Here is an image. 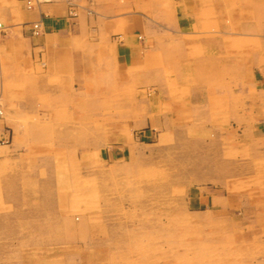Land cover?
<instances>
[{"label":"rangeland","instance_id":"rangeland-1","mask_svg":"<svg viewBox=\"0 0 264 264\" xmlns=\"http://www.w3.org/2000/svg\"><path fill=\"white\" fill-rule=\"evenodd\" d=\"M196 1L198 33L223 31L230 57L252 54V38L264 33V0ZM170 2L157 3L166 18ZM1 35H7L2 24ZM152 36L149 45L156 49ZM214 45L222 49L219 42ZM173 49L165 45L164 62L155 55L151 66L178 67ZM195 50L205 57V46ZM38 52L19 63L13 55L0 61L5 109L0 123L25 131L29 156L19 187L0 193V264H264V142L252 135L262 134L263 123L245 122L239 129L245 136L243 158L236 149L228 151L236 146L229 139L224 166L213 168L205 149L215 137L182 144L173 119L155 118L153 88H124L114 76L94 79L91 73L77 87V73L49 72L48 60ZM141 93L150 95L149 102ZM172 108L170 99L159 110L163 115ZM201 126L198 121V132ZM233 129L229 121L228 130ZM238 157L243 172L239 167V181L229 193L240 198V211L235 201L214 206L212 213L195 204L198 188L221 189L212 180L228 178L229 161ZM206 169H217L207 183ZM225 206L233 210L214 212Z\"/></svg>","mask_w":264,"mask_h":264},{"label":"crops","instance_id":"crops-1","mask_svg":"<svg viewBox=\"0 0 264 264\" xmlns=\"http://www.w3.org/2000/svg\"><path fill=\"white\" fill-rule=\"evenodd\" d=\"M73 1L77 5L76 16L71 14L66 0L42 4L34 10L27 9L21 0H0V24L7 33L0 36V61L13 55L19 63L22 57H32L39 51L48 60L49 72L73 70L77 73V87H82L85 76H90L86 73H91L94 79L114 76L119 83H124V88L135 86L140 91L153 88L158 106L155 118L173 119V133L182 144L193 140L201 143L206 135L215 137L211 147L205 149V154L210 153L212 157L211 167L224 166L222 152L227 150L224 142L228 143L229 139L236 146L228 147V151L233 153L236 149V155L240 152L243 158L239 148H243L240 143L245 136L239 129L247 121H260L264 125V33L261 30L252 38V50L247 47L252 54L234 58L228 53V34L197 32L200 9L196 0H171L167 18L160 11L158 0ZM149 8H153V13ZM36 22L42 24L39 37L32 34V25ZM153 34H156V49L149 45ZM214 42L222 45L220 51ZM170 44L177 51H174V63L178 67H152L150 60L155 55L158 61L164 62L165 45ZM197 45L206 47L203 59L195 53ZM26 63L27 67H35L33 60ZM168 69L172 71L169 79ZM149 96L140 94L146 102ZM170 99L172 111L161 115V103ZM176 120L180 121L178 126ZM198 121L203 125L199 132ZM229 121L233 130H228ZM19 127L6 121L0 123V140L8 141L0 143V193L19 187L23 162L29 158L25 131ZM30 135L33 134L30 132ZM252 135L258 142H264V129L261 135L255 130ZM193 136L198 138L191 139ZM229 163L233 170L228 178L210 179L211 171L216 174L217 169H206L203 174L205 182L212 180L221 188L216 190L208 185L198 188L194 202L208 207V212L216 205L232 201L240 211V198L229 192L233 190L232 183L239 181V167L242 173L243 164L239 157ZM233 175L237 178L229 179ZM232 210L225 206L214 212L229 214Z\"/></svg>","mask_w":264,"mask_h":264},{"label":"built area","instance_id":"built-area-1","mask_svg":"<svg viewBox=\"0 0 264 264\" xmlns=\"http://www.w3.org/2000/svg\"><path fill=\"white\" fill-rule=\"evenodd\" d=\"M21 1L24 3V5L26 6L27 9L34 10V9H37L38 7H40V5H42V4L54 3V2H57L59 0H21ZM66 1L70 6L71 14L76 16L77 13H76V8H75L74 3H72L70 0H66ZM33 29H34L33 33L35 35H40L42 32L41 22L34 23ZM4 115H5V109H4V106L2 104V99L0 97V120L4 117Z\"/></svg>","mask_w":264,"mask_h":264}]
</instances>
